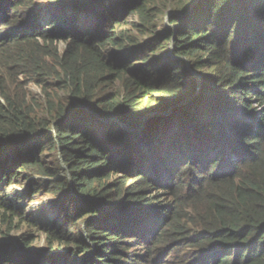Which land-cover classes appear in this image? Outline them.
Returning <instances> with one entry per match:
<instances>
[{"label":"trees","instance_id":"16d2710c","mask_svg":"<svg viewBox=\"0 0 264 264\" xmlns=\"http://www.w3.org/2000/svg\"><path fill=\"white\" fill-rule=\"evenodd\" d=\"M0 30V186L55 197L50 264H264V0H0ZM27 218L0 200V235Z\"/></svg>","mask_w":264,"mask_h":264},{"label":"rangeland","instance_id":"374dc122","mask_svg":"<svg viewBox=\"0 0 264 264\" xmlns=\"http://www.w3.org/2000/svg\"><path fill=\"white\" fill-rule=\"evenodd\" d=\"M45 2H42L44 4ZM52 10L46 9L44 13V17L47 16V14L51 13ZM53 13V12H52ZM177 13L173 11H166L164 15H160L158 19H155V25L153 26V33L158 36V35H163V33L166 31L168 28H173V23H172V18L173 15ZM48 18L45 17L43 20L44 24H47ZM86 20V19H85ZM133 24H138L137 18L133 16H128L125 17L123 23L121 24L122 26H119L121 29L120 30H125L129 29ZM46 26V25H45ZM8 33L7 30H0V36L6 35ZM150 40V37H144L142 38V41L147 42ZM59 48L61 49V52H63L66 48L65 43L59 42L58 43ZM174 44L170 45V48L168 51H164L161 53L160 57L164 58H175L177 59L175 54H174ZM113 52V51H112ZM114 53V52H113ZM188 62V61H187ZM190 65V71L193 74L194 78L197 81V84L202 87L203 82H204V76L199 72L195 71L191 64L188 62ZM21 79H25L24 76H21ZM28 91L30 92L31 96L36 98V99H41L43 97V92L42 89L36 85L35 83L30 82L28 86ZM1 101V98H0ZM192 100L187 101V103L191 102ZM187 103H185L183 106H187ZM167 117H171L174 123V128L178 126L179 121H177L176 117L172 115V113L167 114ZM239 116V115H238ZM231 115L227 116L226 113H221L220 118L224 120H229ZM145 122L147 121V117L144 120ZM243 128L244 126L241 125ZM247 128V127H246ZM176 130V129H175ZM248 131V130H246ZM42 158H46V162L49 164H46L47 166L52 167L53 164H55V160L50 157V154L43 155ZM25 193V187L24 184H13V183H6L5 185L0 186V200L3 201L4 199H7V203L17 205L23 213H25L26 217H28V221L24 224L19 225V228L23 227L22 230H10L6 227H3V235H0V246H8V251L10 250L11 252L15 253L16 259L23 261V262H28L30 261V258L33 256H37L38 262L37 264H50L48 261L50 259L51 254L48 253L49 246L47 242V238L49 236L50 230L54 227L55 219L57 216V213L55 211V208L53 207L56 199L52 195H44V194H39L32 198L31 200H27L26 196H23ZM19 192V195H18ZM156 194L159 195L158 197H163V192L162 191H156ZM162 201L163 205H167L168 199H163ZM86 221L89 222H94L92 221L93 219H88L85 218ZM31 220L33 222V228L28 229V222ZM10 231V232H9ZM24 237H26L29 242L24 241ZM90 242V248H92L90 256L96 257L100 256L99 255V249L97 248L96 244L92 242V240H89ZM106 243L109 244L108 241H105ZM23 244H25L23 246ZM28 245V247H27ZM112 245V244H110ZM26 246V247H25ZM27 249V250H26ZM60 253H69L70 250L74 251V260L71 261L72 263L76 262H83V257L79 255L77 252V249L75 246H70L69 248H62L59 249ZM120 251V249H118ZM139 252V246H135L132 250V252ZM71 256V253L69 254ZM53 260L54 258L51 257ZM48 262V263H46ZM142 264H146L142 262Z\"/></svg>","mask_w":264,"mask_h":264},{"label":"water","instance_id":"95a60500","mask_svg":"<svg viewBox=\"0 0 264 264\" xmlns=\"http://www.w3.org/2000/svg\"><path fill=\"white\" fill-rule=\"evenodd\" d=\"M192 100V98H187L186 100H184L180 106L184 105L185 103H187V101ZM174 108L170 109L169 111H165V112H157L154 113L152 115H149L147 117V121L144 123L145 126H147L148 123H150V121L154 120L157 117H162V116H166L167 114H170L171 112H173Z\"/></svg>","mask_w":264,"mask_h":264}]
</instances>
